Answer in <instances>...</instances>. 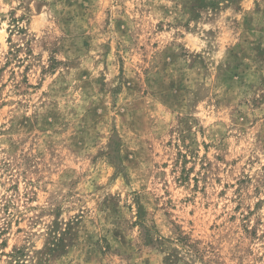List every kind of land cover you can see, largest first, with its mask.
I'll return each mask as SVG.
<instances>
[{
	"label": "rangeland",
	"instance_id": "1",
	"mask_svg": "<svg viewBox=\"0 0 264 264\" xmlns=\"http://www.w3.org/2000/svg\"><path fill=\"white\" fill-rule=\"evenodd\" d=\"M0 0V264H264V0Z\"/></svg>",
	"mask_w": 264,
	"mask_h": 264
},
{
	"label": "trees",
	"instance_id": "2",
	"mask_svg": "<svg viewBox=\"0 0 264 264\" xmlns=\"http://www.w3.org/2000/svg\"><path fill=\"white\" fill-rule=\"evenodd\" d=\"M232 2L233 0H191L192 4L188 6L192 16H199L201 11L215 12L220 9L222 2Z\"/></svg>",
	"mask_w": 264,
	"mask_h": 264
}]
</instances>
